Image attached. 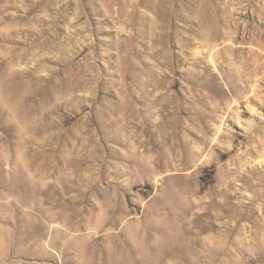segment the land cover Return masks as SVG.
Listing matches in <instances>:
<instances>
[{"label":"rangeland","instance_id":"obj_1","mask_svg":"<svg viewBox=\"0 0 264 264\" xmlns=\"http://www.w3.org/2000/svg\"><path fill=\"white\" fill-rule=\"evenodd\" d=\"M0 264H264V0H0Z\"/></svg>","mask_w":264,"mask_h":264}]
</instances>
